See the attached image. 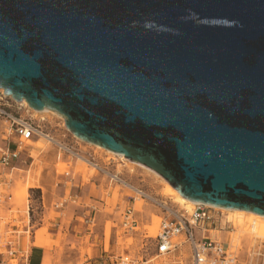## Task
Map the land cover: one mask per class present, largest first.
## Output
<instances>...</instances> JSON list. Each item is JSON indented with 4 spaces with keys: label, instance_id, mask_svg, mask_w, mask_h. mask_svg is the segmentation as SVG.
I'll use <instances>...</instances> for the list:
<instances>
[{
    "label": "water",
    "instance_id": "1",
    "mask_svg": "<svg viewBox=\"0 0 264 264\" xmlns=\"http://www.w3.org/2000/svg\"><path fill=\"white\" fill-rule=\"evenodd\" d=\"M0 88L189 200L264 215V0H0Z\"/></svg>",
    "mask_w": 264,
    "mask_h": 264
},
{
    "label": "rangeland",
    "instance_id": "2",
    "mask_svg": "<svg viewBox=\"0 0 264 264\" xmlns=\"http://www.w3.org/2000/svg\"><path fill=\"white\" fill-rule=\"evenodd\" d=\"M15 113L40 125L55 140L34 137L26 143L10 177L11 211L0 209V215L13 218L11 224L19 226L22 249L30 245L38 220L44 217L60 219L69 236L65 239L60 234L59 251L54 256L46 255L43 264H98L120 255H128L138 264H190L186 243L172 253L156 256V236L163 216L187 215L194 208L187 210L179 204L172 187L160 175L75 137L62 115L37 113L24 105ZM7 127L0 118V146L7 137ZM114 174L123 182L112 179ZM28 184L32 186L27 188L25 198L18 200ZM0 190L5 191V185ZM250 222L257 223V233H264V221L246 216L242 223L237 222L245 230L242 233L235 225L233 230L230 222L221 232L209 234L229 244L236 255L235 264H264V240L253 237L247 226ZM49 229L47 224L35 231V237L41 235L36 245H46Z\"/></svg>",
    "mask_w": 264,
    "mask_h": 264
},
{
    "label": "built area",
    "instance_id": "3",
    "mask_svg": "<svg viewBox=\"0 0 264 264\" xmlns=\"http://www.w3.org/2000/svg\"><path fill=\"white\" fill-rule=\"evenodd\" d=\"M10 99L11 103H8ZM13 108V109H12ZM15 109H21V104L13 101L0 91V118L7 122V137L0 146V209L6 207L11 211V193L8 191L12 171L15 164L25 152L26 143L34 137H49L40 125L30 119L17 116ZM13 145V146H12ZM131 215L126 216L129 220ZM13 218L0 215V264H25L26 257L18 250L17 235L19 226H13ZM130 223H133L131 220ZM230 221L225 218L223 211L203 203H197L187 214L163 216L160 230L156 236V256L174 252L186 243L190 252V264H235L236 255L229 250V244L214 240L209 235L211 231L224 230ZM27 229H23L26 232ZM144 264L146 262H143ZM98 264H138L128 255L110 258L108 262Z\"/></svg>",
    "mask_w": 264,
    "mask_h": 264
},
{
    "label": "bare ground",
    "instance_id": "4",
    "mask_svg": "<svg viewBox=\"0 0 264 264\" xmlns=\"http://www.w3.org/2000/svg\"><path fill=\"white\" fill-rule=\"evenodd\" d=\"M0 91H2L3 93H4V90L2 89V88H0ZM9 98H11V97H9ZM18 104H21V105H24L25 107H27V108H30L29 107V105L27 104V102L23 99V100H21V101H19V102H17ZM30 109H32L34 112H37V113H44V112H52V113H54V114H59L58 112H56V111H53V110H50V109H47V108H45V109H43V110H41V111H37V110H34L33 108H30ZM60 115V114H59ZM48 141H50V142H55V140L52 138V137H45ZM57 144L59 145V143L57 142ZM94 145V144H93ZM63 146V145H62ZM94 146H97V147H100V148H103V147H101V146H99V145H94ZM104 150H106V151H108V152H111L113 155H116V156H118V157H120L121 159H124V160H128V161H130V162H133V163H136V164H139L140 166H143V167H145V168H147V169H149V170H151L150 168H148V167H146V166H144V165H142V164H140V163H137V162H134V161H131V160H129V159H127V158H125L122 154H118V153H115V152H113V151H110V150H108V149H105V148H103ZM74 153V152H73ZM75 154H77V153H75ZM77 155H79V154H77ZM81 157V156H80ZM79 157V158H80ZM82 159V158H81ZM89 164H92L95 168H98L97 167V165L95 164V163H91V162H89L86 158H84ZM82 162H85V161H83L82 160ZM86 163V162H85ZM151 171H153V170H151ZM153 172H155V171H153ZM156 173V172H155ZM157 174V173H156ZM159 175V174H158ZM161 177V176H160ZM162 178V177H161ZM112 179H115V180H119L121 183L123 182L121 179H119L115 174L113 175V177H112ZM167 184H169L164 178H162ZM124 184V183H123ZM128 185V184H127ZM170 185V184H169ZM30 186H32V185H27V187L26 188H24V190L22 191V192H20L19 194H18V200H21V199H23V198H25V195H26V191H27V188L28 187H30ZM171 186V185H170ZM132 187V186H131ZM172 187V186H171ZM132 189V188H131ZM136 189V188H135ZM172 189H173V191H174V193H175V195H176V201L179 203V204H182V205H184V207H185V209H187V210H191L197 203H200V202H196V201H192V200H189V199H187V198H185V197H183L175 188H173L172 187ZM135 191V190H134ZM203 204H205V203H203ZM205 205H210V204H205ZM210 206H213V207H215V208H219V209H221L223 212H225L224 213V215H225V218L226 219H228L230 222H231V224H232V229L234 230V225H235V228L236 227H238V229L239 230H237V231H241V233L242 232H244V231H242L241 230V228H242V226L241 225H239L237 222H239V223H242L243 222V218L244 217H246V216H248L250 219H253L254 221H256V220H260L261 222H263L264 221V215H262V214H257V213H254V212H252V211H247V210H243V209H235V208H225V207H219V206H214V205H210ZM237 221V222H236ZM256 222H250V223H248L247 224V226H248V228H249V231H250V233L253 235V237H258V238H261V239H263L264 240V233L263 234H259V233H257V226H256ZM241 227V228H240Z\"/></svg>",
    "mask_w": 264,
    "mask_h": 264
},
{
    "label": "crops",
    "instance_id": "5",
    "mask_svg": "<svg viewBox=\"0 0 264 264\" xmlns=\"http://www.w3.org/2000/svg\"><path fill=\"white\" fill-rule=\"evenodd\" d=\"M42 203L44 202L42 201ZM1 209H6V207H2ZM38 221L39 223L37 225V228L32 233L31 239L29 240L30 245L27 247V249L21 248L20 239H19L20 232L17 235L18 250H20L23 253V255L26 257L25 264H43L46 255L54 256L59 251V245H61L62 243L61 236H65V239L68 238L69 236L67 233V226L64 225L63 227H61L62 223L60 219L58 221H52V220H46L44 217H41L39 218ZM47 224H50V229L46 233L47 234L46 245L45 246L36 245L40 243L41 235L40 233H37L35 237V231L45 227V225ZM60 228H62L61 231ZM65 247L66 244L63 245V250L65 249ZM18 264H24V263L19 262Z\"/></svg>",
    "mask_w": 264,
    "mask_h": 264
}]
</instances>
